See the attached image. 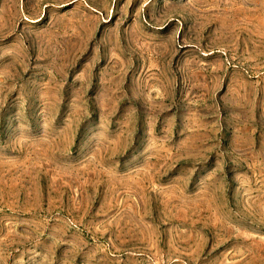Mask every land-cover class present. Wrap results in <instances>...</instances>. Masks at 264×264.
Returning <instances> with one entry per match:
<instances>
[{
	"label": "rangeland",
	"instance_id": "rangeland-1",
	"mask_svg": "<svg viewBox=\"0 0 264 264\" xmlns=\"http://www.w3.org/2000/svg\"><path fill=\"white\" fill-rule=\"evenodd\" d=\"M0 264H264V0H0Z\"/></svg>",
	"mask_w": 264,
	"mask_h": 264
}]
</instances>
